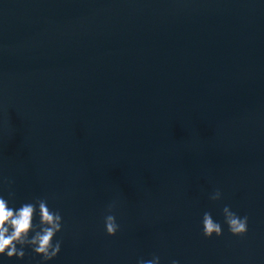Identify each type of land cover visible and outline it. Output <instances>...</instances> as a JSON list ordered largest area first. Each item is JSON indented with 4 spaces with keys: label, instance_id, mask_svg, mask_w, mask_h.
<instances>
[{
    "label": "water",
    "instance_id": "95a60500",
    "mask_svg": "<svg viewBox=\"0 0 264 264\" xmlns=\"http://www.w3.org/2000/svg\"><path fill=\"white\" fill-rule=\"evenodd\" d=\"M0 196L63 224L0 264H264V0H0Z\"/></svg>",
    "mask_w": 264,
    "mask_h": 264
},
{
    "label": "clouds",
    "instance_id": "9594fccd",
    "mask_svg": "<svg viewBox=\"0 0 264 264\" xmlns=\"http://www.w3.org/2000/svg\"><path fill=\"white\" fill-rule=\"evenodd\" d=\"M222 198L220 190H216L209 196L212 201ZM115 203L108 206V214L104 217L106 233L115 236L120 225L116 222L113 213ZM224 223L228 231L237 237H243L248 232V216H239L225 205L222 209ZM39 215V223H34ZM63 228L62 216L59 211L50 209L45 199H37L35 202H26L19 208L10 207L9 201L0 196V256L9 259H23L26 255L25 247H30L32 252L42 257L43 262L53 260L61 250V241L54 242V237ZM202 234L205 238L214 235H223L221 223L214 220L211 212H205L202 217ZM137 264H160V257L153 256L150 260H138ZM171 264H179L172 260Z\"/></svg>",
    "mask_w": 264,
    "mask_h": 264
}]
</instances>
